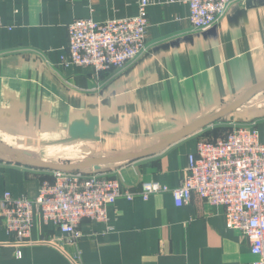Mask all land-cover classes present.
<instances>
[{
    "label": "crops",
    "instance_id": "0c3cea01",
    "mask_svg": "<svg viewBox=\"0 0 264 264\" xmlns=\"http://www.w3.org/2000/svg\"><path fill=\"white\" fill-rule=\"evenodd\" d=\"M147 50L122 69L65 65L67 26L78 18L121 19L138 0H0V143L24 157L77 164L149 150L264 83V0H234L210 27L196 29L182 0H150ZM234 126L264 143V88L232 112L149 156L92 166L137 192L140 183L179 185L202 140ZM51 170L0 151V194L34 198ZM68 243L34 212L17 244L0 214V264H253L258 256L225 210L197 194L176 206L170 192L119 197L105 222L82 220ZM16 249L21 256L15 255Z\"/></svg>",
    "mask_w": 264,
    "mask_h": 264
},
{
    "label": "built area",
    "instance_id": "2783aa9c",
    "mask_svg": "<svg viewBox=\"0 0 264 264\" xmlns=\"http://www.w3.org/2000/svg\"><path fill=\"white\" fill-rule=\"evenodd\" d=\"M182 1L188 6L192 26L206 29L234 0ZM150 4V0H138L137 13L131 17L73 20L67 26L68 55L61 57L62 63L104 71L134 62L147 50ZM49 175L40 181L34 198L16 197L10 191L0 194L5 229L17 244L28 240L35 211L51 222L66 242L75 243L82 236V220L105 222L107 208L119 197L130 200L138 194L146 200L153 193L170 192L175 205L181 206L197 194L206 203L224 208L227 228L238 231L258 256L253 264H264V143L254 129L234 126L224 139L199 141L174 188L144 181L134 192L106 172L56 170ZM15 255L21 256V251L16 249Z\"/></svg>",
    "mask_w": 264,
    "mask_h": 264
},
{
    "label": "water",
    "instance_id": "95a60500",
    "mask_svg": "<svg viewBox=\"0 0 264 264\" xmlns=\"http://www.w3.org/2000/svg\"><path fill=\"white\" fill-rule=\"evenodd\" d=\"M264 88V83L258 84L255 87L249 89L242 97H240L237 101L233 102L232 104L228 105L221 111H218L214 113L213 115H210L209 117H206L205 119L199 121L198 123L192 125L188 129L182 131L181 133H178L171 137L168 141H165L149 150L141 151V152H132V153H126L123 155H112V156H106V157H95V158H87L81 163H75V164H70V163H50L46 161H42L36 158H31V157H24L18 154L16 151L13 149L3 145L0 143V151L9 154L12 156V158L16 162H25L29 165L32 166H37L43 169L51 170V171H63V172H81V171H86L92 166H98L101 164H108V163H115V162H120V161H129L133 160L136 158H141V157H146L154 153L155 151L163 148L167 144H169L171 141L176 140L177 138L184 136L190 131H193L194 129H197L199 127H202L204 125L211 124L215 122L216 120L220 119L224 115L232 112L234 109L237 107L241 106L251 95L253 92Z\"/></svg>",
    "mask_w": 264,
    "mask_h": 264
}]
</instances>
